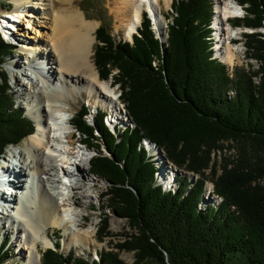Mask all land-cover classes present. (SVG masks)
Instances as JSON below:
<instances>
[{
    "label": "trees",
    "instance_id": "obj_1",
    "mask_svg": "<svg viewBox=\"0 0 264 264\" xmlns=\"http://www.w3.org/2000/svg\"><path fill=\"white\" fill-rule=\"evenodd\" d=\"M234 1L244 10L233 19L234 27L264 28V0ZM171 7L176 15L167 23L166 42L155 37L145 13L131 42L116 41L104 23L95 31L98 76L118 85L135 127L111 131L101 112L89 124L85 104L73 114L81 140L96 151L89 173L107 180L108 207L133 231L116 248L133 252L132 264H264V186L253 183L264 176V35L242 33L246 55L259 65L235 72L233 79L212 57V0H173ZM11 50L0 38V68ZM33 128L0 73V154ZM143 138L159 146L178 169L200 175L188 191L183 179L174 191L156 184L155 164L140 146ZM226 141L240 150L237 160L224 163L213 178V191L222 197L216 207L200 199L202 169L209 167L211 151ZM102 145L108 155L99 149ZM211 172L215 175L214 165ZM100 220L103 237L108 214ZM5 246L6 241L0 243V264L8 256ZM58 247L56 242L42 251L41 264H127L112 249L90 260L64 255Z\"/></svg>",
    "mask_w": 264,
    "mask_h": 264
},
{
    "label": "bare ground",
    "instance_id": "obj_2",
    "mask_svg": "<svg viewBox=\"0 0 264 264\" xmlns=\"http://www.w3.org/2000/svg\"><path fill=\"white\" fill-rule=\"evenodd\" d=\"M162 1L166 7L171 3V0ZM12 3V8L0 11V27L8 28L5 25L10 24L19 35L31 36V40L26 41L13 37L22 41L19 44V59H23L21 62L17 59L9 63L12 67L23 63L35 72V78H32L27 69H22L21 73L29 81V89L22 87L19 80L16 92H20L28 106L37 130L28 136L27 140L31 141L29 144L27 140L23 141L24 147L14 152V155L19 156L22 168L17 169L10 186H18V189L0 188V192L5 190L3 194L9 195L5 202L0 199V213L11 225L6 228V233H12L14 239L17 237L15 241L20 252H25L26 264H40L38 247H53V241L47 234L50 226L61 230L66 250L78 244L95 248L93 224L83 225L79 207H87L91 198L90 189L95 183L104 184V180L86 176L89 149L76 145L79 140H75L71 132L61 135L68 129L70 120L69 117L67 121L64 120V116L72 109V103L76 100L74 94L85 93L93 106L101 102L108 107L112 118L121 119V115L117 113V100L110 82L99 78L92 62L97 23L87 20L76 10L69 11L67 15L53 12L50 7L52 0H12ZM213 5L216 42L212 50L221 61L231 64L238 48H233L230 43L241 32V28H232L228 18L242 15V8L232 0H215ZM112 10L115 19L120 22L115 30L123 26L126 39H131L136 32L144 10L151 14L158 34L163 33L160 0H115ZM24 23L26 26H23ZM1 31L5 36L9 34L4 29ZM44 63L51 64L49 69L43 67ZM9 71L12 75L16 73L14 68H9ZM37 135L41 137L37 138ZM145 146L156 155L159 182L164 188L174 185L180 172L166 164L159 146L152 144L151 147L147 141ZM3 160L8 161V156ZM33 180L39 189L36 198L29 191ZM84 181L88 184H84ZM216 199L220 201L221 198L216 196ZM10 215H14L13 219Z\"/></svg>",
    "mask_w": 264,
    "mask_h": 264
},
{
    "label": "rangeland",
    "instance_id": "obj_3",
    "mask_svg": "<svg viewBox=\"0 0 264 264\" xmlns=\"http://www.w3.org/2000/svg\"><path fill=\"white\" fill-rule=\"evenodd\" d=\"M232 1H234V0H232ZM171 2H172V0H171ZM114 3H115V0H52V5L50 7L52 8L53 12L58 13L59 15H61V14L67 15L68 12L72 11V10L79 11L81 14H83V16L87 20L94 21L97 23V25L95 27V31L101 23H104L107 25L109 31L114 36V39L116 41H119V39L130 41L131 40L130 38L126 39L124 37L123 26L120 25V28L118 30H115L116 27H118L117 25L120 24V22L117 21L114 17V12L112 10ZM12 4H13L12 0H0V11L9 10L10 8L13 7ZM86 8L89 10L88 13L85 12ZM160 12H161V16L163 19L164 30H163V33L162 34L159 33V35H160V37L161 36L165 37L167 23L170 21V19L174 15V12L172 14H170L171 13V3L168 7H166L164 2L162 0H160ZM241 12H242V10H241ZM213 14L215 15V12H213ZM165 16L169 17V19H166ZM240 17H242V16H240ZM232 21H233V18L228 19L229 24H232ZM17 23L18 22H16V25H17ZM5 26H8V28L7 27H5L6 29L4 27L3 28L0 27V28L4 29V31L8 32L9 36L8 35H7L8 37L5 36L4 33L2 31H0V38L5 43L9 44L11 46L12 50H11L10 55L5 56L4 59L2 60L0 73L6 75L8 92L11 95V97L13 98L15 106L20 108L21 111H23V114L27 118L33 120V116L31 114V112L29 111L28 106L22 100V96L20 95V92H16V88H17L16 83H17V81L19 82V80H20L22 87H26V90H28L29 89L28 88L29 87V81L21 73L22 69L23 68L27 69V71H29V73H31L32 78H35L34 77L35 72H33L34 70L32 68H27L23 63H21L20 66H14V67H12L9 63L11 60H17L18 59L19 62H21L23 59L21 57L19 59V52H20L19 44H21L22 41H17L13 37L16 36V38L18 37L19 39L26 41V39L31 40V36H23V35L21 36V35H19V32L15 28L14 29L16 31H12L10 29V26H11L10 24L5 25ZM23 26H26V24L24 23ZM232 26H233V24H232ZM15 27L17 28V26H15ZM152 27H151L152 30L154 29L155 33L158 35V32L155 30L154 25ZM232 28H235V27H232ZM238 28L239 29L241 28V32L235 37V40H233V41L231 40V43H230L233 48H238V50H235L236 51V53H235L236 58L233 57L231 64L228 63L227 61H224V62L221 61V59L217 58L215 56V54L212 52V57L213 58L216 57L221 63L226 65V67L229 70V75L233 79H234L233 75L235 72L242 71V70L248 71L249 69L257 70L258 65H259V62L256 59H254L253 57L252 58L248 57L246 55V50H245L246 48L244 46V38H243L242 32H244V30L245 31L247 30L250 33L254 32V31H259L264 35V28L252 29V28H248V27L244 28L243 26H241V27H236L235 29H238ZM95 31H94L95 41L93 44V56H92V59H93L92 62L93 63H94V49H95V46L97 43V40L95 37ZM30 35L33 36V35H37V34H30ZM6 37H7V39H5ZM38 38H40V37H38ZM8 39L10 40L9 42L13 41L14 44H10L9 42H7ZM30 42H32V41H30ZM215 42H216V40H215ZM215 42L211 43L210 45L215 46ZM214 46H213V48H214ZM213 51H214V49H213ZM49 66H51V64H48V65L45 63L43 64V67H45V68L47 67V69H49ZM94 66H95V64H94ZM9 68H12V69L14 68L16 73H14V75H12L11 72L9 71ZM19 68H21V70ZM95 68H96V66H95ZM115 72L116 71H114L113 73H115ZM106 80L110 82L111 88H112V90H114L113 92H115V96H117L119 94L118 85H114V83H112L111 78H108ZM253 81L256 84L259 82L257 77H254ZM26 82H28V83L25 84ZM231 90H234V89L231 88L229 90V95L233 96L235 93L233 94V92ZM74 96H75L76 100L72 103V109L69 112L70 115H73L74 113H76V111L79 109V107L82 104H85L86 106H88V108L90 110V113L87 116V120L89 122L94 123L95 118L98 115V113L95 112V107L98 106L97 108L100 111L99 106H102L101 107L102 111L108 113V117L105 119V122L107 123V126H109V129L111 131H114V130H112L113 123L106 121L108 119H114V116L112 118L110 111L107 110V108H108L107 106L102 105L101 102H99L97 104V106L91 105V103L88 101L89 100L87 98L88 96L83 92L79 93V94H74ZM94 97H95V95H94ZM91 101H94V99H91ZM115 101H116V99H115ZM121 105L124 106V103H120L118 100L116 102V108H117V113L119 112V114L121 115V119L119 120V124L121 126H124L125 123H123V122H125L129 119L120 110ZM93 117H94V120H92ZM121 120H123L122 123H121ZM34 122H36V121L33 120V123ZM129 126H131V125L129 124ZM36 130H37V126H36V123H34L33 132L35 133ZM75 135H76V139L74 138V136H73V138L75 140L81 141L82 137L78 134V131L76 132ZM36 137L39 138L41 136L37 135ZM27 139H28V136L25 137L22 141H20L17 145H14V146L9 145L2 153H4L5 156L7 157L10 155L11 152L12 153L18 152L20 149H22L24 147V145L22 144L23 141H25ZM27 142L29 144L31 141L27 140ZM77 144H79V143L77 142L76 145ZM143 145H145V144L143 143ZM73 146H75V144ZM151 147H152V145H151ZM99 149L102 151V153L106 152V148L104 145H102L101 148H99ZM239 150L240 149L238 148L237 143L226 141L223 143V148L211 151L209 167L202 169V171L204 172L203 176H205V178H204L205 181H204L203 192H202V195L200 197V199H202V197H203V201H205V202L209 199L208 200L209 202L207 201L208 205H213L216 207L219 206L217 204L220 203L221 199L219 201L218 199H216L217 195L211 194L212 189H213V185H212L213 184V178H217V176L220 175V173L222 171V166L224 165V163H232L233 164V161L235 162L237 160ZM88 151L90 152V157L88 160L90 162L91 157L96 154V151L93 149H89ZM149 151L151 152V150H149ZM148 154L149 155H147V156L149 157V160L152 161L153 160V157L151 156L152 152L148 153ZM161 154H163L162 150H161ZM24 156L27 157L26 153L24 154ZM153 156H155V160H153V163L156 164L155 168L157 169L158 166H157L156 155H153ZM20 159H21V157H20ZM89 162L86 164V167H87L86 176H88V178H90V179L94 178V177H98V178H101L104 180V184L95 183L94 187L90 189L92 192L90 193L91 198L88 200L87 207H84V206L79 207L82 210L81 211V214H82L81 218H82L83 225L93 224L94 233H95L94 238L96 240L95 248L85 247L81 244H78V245H75V246L66 250V248H64L63 243H62V239H63L62 237L63 236H62L61 230L59 228L53 227V226H50L47 229L48 237L53 241V247H54V243H56V242L58 243V246H59L58 251L64 255H66L67 253H72L74 257L88 258V259L92 260V259L98 258V252H103V251H106L108 249H112L113 251L117 252L119 259H121L122 261H124L127 264H132L134 261L133 252L118 250L116 248V244L120 243L125 236L129 235L133 231L129 228L125 219L117 217L114 214V212L111 210V208L108 207V204L106 202L107 196H104L108 182L103 177H100L97 175H92L89 173V170H90ZM166 164L171 165L168 162H166ZM212 165L215 166V170H216L215 175H213V172H211V166ZM175 169L178 170L180 172V174L176 176L177 180L175 179L174 185L170 186L171 188L170 187L164 188V186H163L164 190H166V191L176 190L182 179H183L184 185L187 187V184H190V188H191L200 176V175L195 174L193 172H189V171H185V170H179L177 167ZM156 173L158 174V171ZM157 183L158 182L156 181V184ZM253 183H259V185L264 186V176L258 178ZM84 184H88V182L84 181ZM24 188H25V185H24ZM16 189H18V187H16ZM189 189L187 188V191ZM38 190L39 189L36 186V181L33 180L32 184L30 185V188H29L30 194L36 198ZM70 192H71V190H70ZM13 201H15V199ZM60 201H61V199L59 200V202ZM197 208L198 209L203 208V206L201 205V201H199L197 203ZM104 213L108 214V216H109V224H108V228H107L108 233L104 234V236L101 237V233H100L99 229L102 227L103 223H102V220H100V219H101V217L103 218ZM14 215L16 217L15 213H14ZM7 221L8 220L0 221V226H1L0 227V237L5 238V239L7 238V242H6L5 247H6L7 252H8L7 259L5 260V262L3 264H26L25 252L24 251L20 252L19 247L17 246V242L15 241L17 239V237H16V239H14L12 233H10V232L6 233V228L11 227V225ZM45 249H47V247H41V246L38 247V252H39L40 257H41V252L44 251ZM40 264H41V261H40Z\"/></svg>",
    "mask_w": 264,
    "mask_h": 264
},
{
    "label": "water",
    "instance_id": "obj_4",
    "mask_svg": "<svg viewBox=\"0 0 264 264\" xmlns=\"http://www.w3.org/2000/svg\"><path fill=\"white\" fill-rule=\"evenodd\" d=\"M166 37H167V34H166ZM105 153H106V155H108V154H109L107 150H106V152H105Z\"/></svg>",
    "mask_w": 264,
    "mask_h": 264
}]
</instances>
